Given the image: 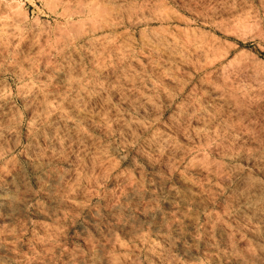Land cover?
<instances>
[{"label": "rangeland", "instance_id": "rangeland-1", "mask_svg": "<svg viewBox=\"0 0 264 264\" xmlns=\"http://www.w3.org/2000/svg\"><path fill=\"white\" fill-rule=\"evenodd\" d=\"M0 132V264H264V0H0Z\"/></svg>", "mask_w": 264, "mask_h": 264}, {"label": "bare ground", "instance_id": "bare-ground-1", "mask_svg": "<svg viewBox=\"0 0 264 264\" xmlns=\"http://www.w3.org/2000/svg\"><path fill=\"white\" fill-rule=\"evenodd\" d=\"M28 91H29V90H28ZM32 91H33V90H32ZM25 92H27V91H25ZM34 92H35V91H34ZM29 94H30V93H29ZM31 94H32V92H31ZM2 95H3V94H2ZM32 95H33V94H32ZM32 95H31V96H32ZM24 98H25V97H24ZM32 98H33V96H32ZM29 99H31V98H29ZM6 103H8V102H6ZM6 103H5V104H6ZM51 105H52V104H50L49 107H50ZM45 107H46V105H45ZM51 107H52V106H51ZM52 108H53V107H52ZM58 108H59V107H58ZM45 110H46V109H45ZM51 110H52V109H51ZM57 110H58V109H57ZM52 111H53V110H52ZM59 111H61V110L59 109ZM58 113H59V112H58ZM63 113H64V112H63ZM47 114H48V112H47ZM56 114H57V113H56ZM64 115H66V114H63V116H64ZM54 116H55V115H54ZM57 116H58V114H57ZM59 117H61V115H60ZM59 119H60V118H59ZM54 120H55V119H54ZM65 126H66V125H65ZM0 133H1V132H0ZM57 133H58V132H57ZM57 135H58V134H57ZM56 137L59 138L58 136H56ZM54 139H55V138H54ZM60 140H61V139H60ZM57 141H58V140H57ZM4 202H5V201H4Z\"/></svg>", "mask_w": 264, "mask_h": 264}]
</instances>
